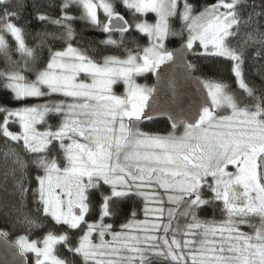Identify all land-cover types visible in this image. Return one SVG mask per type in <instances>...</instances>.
I'll list each match as a JSON object with an SVG mask.
<instances>
[{
    "label": "snow or ice",
    "instance_id": "obj_1",
    "mask_svg": "<svg viewBox=\"0 0 264 264\" xmlns=\"http://www.w3.org/2000/svg\"><path fill=\"white\" fill-rule=\"evenodd\" d=\"M120 3L135 23L116 10L114 0H62L57 18L37 10L34 19L55 29L45 27L30 47L24 28L14 22L22 18L24 0H0V55L8 64L0 71V89L16 102L47 98L31 106L0 105L4 182L11 177V195L18 200L10 208L17 213L14 224L24 229L12 244L14 264H27L29 254L34 264H264V87L250 85L244 76L249 47L256 48L254 59L264 58L259 23L264 3L216 0L199 12L189 0H183L182 8L178 0ZM72 7L80 10L79 16L69 14ZM33 8H39L35 0ZM147 13L155 14V23L139 19ZM177 15L179 32L170 26ZM76 19L102 31L105 47L124 46L125 57L103 56L101 62L90 55V47L74 45ZM242 27L244 38L235 46L231 40ZM132 29L147 36V46L126 45ZM184 32L181 46L169 50L165 41ZM9 36L19 60L12 57ZM57 41L63 46L53 47ZM196 42L202 51L194 50ZM189 52L209 63L230 61L239 94L221 80L192 76L199 68L185 60ZM177 68L196 85L194 92L179 91L168 77ZM149 72L172 93L164 107L153 97L159 95L155 87L136 83L135 77ZM119 82L123 95L113 92ZM50 115L59 124L39 130ZM155 116L168 117L167 134L141 129ZM12 123L18 132L9 130ZM21 144L24 155L13 147ZM29 167L37 170L31 189ZM29 190L36 212L65 231L29 238L44 225L23 210ZM94 193H99L98 218L89 221ZM132 196L143 199L145 219H131L113 231L105 219L118 214ZM210 205L220 207L223 219L199 216ZM68 230L82 233L75 244ZM9 235L0 230L5 243ZM58 246L66 256L58 254Z\"/></svg>",
    "mask_w": 264,
    "mask_h": 264
},
{
    "label": "trees",
    "instance_id": "obj_2",
    "mask_svg": "<svg viewBox=\"0 0 264 264\" xmlns=\"http://www.w3.org/2000/svg\"><path fill=\"white\" fill-rule=\"evenodd\" d=\"M26 7L23 10L22 18L19 20H15L19 26H22L25 31V40L28 46L33 47L38 43L37 33L42 31L45 27H47L48 31H52L55 29L54 25H44L34 19L35 11L39 10L44 12L53 18H57L60 15V4L62 0H35V2L39 5L38 9L33 8V0H24ZM116 5V10L121 14L125 15V11L123 7H121L120 0H114ZM190 3L196 5V12H199L205 5L215 3L216 0H189ZM253 0H248V3L251 4ZM179 3L182 4L183 0H179ZM256 4L264 3V0H255ZM69 14L74 16H79L80 12L76 7H72L67 10ZM247 9H245V12ZM259 23L261 25L262 30H264V16L259 18ZM73 28L76 33V41H74V45L79 42L80 46L90 47V55H93L95 59L102 62L103 56H118L120 58H124L125 48L121 46L120 48L115 47H105L100 43L101 40L106 38V35L97 28L92 27L86 22L82 20L76 19L72 22ZM173 31H176L175 25L172 27ZM241 30H245L243 27ZM113 38L119 39V33H113ZM126 45L135 49L137 45L142 44V40L137 37V35L133 32L126 34ZM9 42L10 50L13 59L19 60V55L15 52V43L11 39V37H6ZM183 40L178 36H172L168 38L166 41V47L169 50H173L181 46ZM63 44L60 41H57L53 47L60 48ZM256 51L255 47H249L246 52V60L244 64V76L246 81L250 85H255L257 88L264 87V58L254 59L253 53ZM192 54V53H191ZM191 54L188 53V56L191 57ZM193 55V54H192ZM47 57V49L44 50V59ZM188 57L189 63L196 64L199 68V71L193 72L196 76H206L214 79L221 80L226 82L229 85L231 91L239 94L240 89L238 88L235 78L231 72V62L223 59H218L213 63H209L205 60V58L197 56L194 60H191ZM8 68V64L3 57L0 55V71L6 70ZM29 79H33L34 76L31 73L26 74ZM47 98L41 99H27L21 102H16L11 98V94L5 92L3 89H0V105H5L9 108H16L22 106H31L40 103L46 102ZM47 125H38V129L43 131L45 127L51 126L53 129L59 124L60 120L58 117L50 115L47 118ZM3 122V113H0V123ZM141 129L145 132H153V133H167L170 131L167 123L162 120H153L149 122H145L140 125ZM9 130L13 132H18L19 127L18 124L12 123L9 125ZM10 143V142H9ZM13 147H18L21 152V155H24L22 150V144L20 146L13 145ZM6 149L5 139L0 136V230H4L10 233L7 240L13 242L17 235L24 234V229L16 226L14 224V220L16 218L17 213L11 210L10 205L15 203L18 200V197H14L11 195L12 192V180L11 177L8 178L7 183L4 182V172L6 171V167L4 165L3 160V152ZM10 167V163L8 165ZM37 170L34 167H29L28 169V180L31 181L30 189L35 188V175ZM27 186V182H26ZM104 190V189H103ZM107 192L108 190H104ZM205 198L208 197L207 194L204 193ZM92 200L95 205L94 211L92 213V218L87 217L89 221L98 218V205H99V193H94L92 195ZM3 205H8L9 207H2ZM143 202L141 199H134L133 197L125 199L120 205V210L118 214H116L112 218H106L105 222L112 224V230L118 231L121 229V225L127 223L131 219H135L137 221L141 220V216L143 213ZM23 210L30 214L33 217H39L44 221L43 227L39 229H35L30 234V237L33 239L42 238L47 231L53 230L56 232H63L66 229L60 226H53L50 218H43L42 215L36 212V205L33 202L32 192H29L26 195L24 200ZM135 212V216H132V213ZM214 213H218L215 206H206L202 208L199 212V215L208 219L211 216L213 217ZM70 241L75 244L76 240L79 238L81 233H69ZM29 237V238H30ZM58 254L61 256H66L67 252L63 246H58Z\"/></svg>",
    "mask_w": 264,
    "mask_h": 264
},
{
    "label": "rangeland",
    "instance_id": "obj_3",
    "mask_svg": "<svg viewBox=\"0 0 264 264\" xmlns=\"http://www.w3.org/2000/svg\"><path fill=\"white\" fill-rule=\"evenodd\" d=\"M178 2H179V0H178ZM121 4V3H120ZM121 7H123L122 6V4H121ZM179 7L180 8H182L183 7V3L182 4H180L179 3ZM78 9V8H77ZM123 9H124V11H125V15H123L124 17H125V19L126 20H128L130 23H135V20H134V18H133V16H132V13L131 12H129L126 8H124L123 7ZM79 10V9H78ZM79 12H80V10H79ZM98 18L99 19H101V20H104L105 19V17H104V15H103V12H102V10H98ZM139 19H141V20H145V21H147L148 23H155V19H156V17H155V14L154 13H147V14H145L144 16H141V17H139ZM83 21V20H82ZM83 22H86V21H83ZM87 23V22H86ZM175 25V29H176V31L177 32H179V31H181V22H180V20H179V15H177L176 17H172V18H170V26H171V28L173 27ZM135 33L136 35H137V37L138 38H140L141 40H142V44L140 45V48H143V47H145V46H147L148 45V38H147V36H145V35H142V34H140V33H138V32H136L134 29H132V30H130V33ZM244 33H245V30H241V32H240V35L239 36H237L235 39H233V40H231V43L233 44V45H235V46H238V41H241L243 38H244ZM172 36H170L169 38H171ZM175 37H177V36H175ZM180 39H182L183 40V42H184V40L186 39V37H187V33L186 32H184L183 33V35L182 36H178ZM168 40V39H167ZM166 40V41H167ZM166 41H165V44H166ZM194 50L195 51H202V49H200L199 48V46H198V42H196V44H194ZM190 53V52H189ZM191 54V53H190ZM189 57V56H188ZM197 56L196 55H192L191 54V57H189L191 60H194L195 58H196ZM192 58H194V59H192ZM151 75H152V73L151 72H149ZM149 73H144L143 75H140V76H137V77H135V80H136V83H138V84H140V85H146V86H148V87H152V85H150V79L148 78V75H149ZM124 84H123V82H119V83H117L116 85H114L113 86V92L116 94V95H123L124 94ZM145 123V122H144ZM170 129V128H169ZM171 130V129H170ZM180 131H182V128L180 129ZM149 133V132H148ZM150 133H153V132H150ZM161 134H167V133H161ZM104 190H108L107 189V187L105 186L104 188H103ZM205 194H207L208 196L210 195L209 193H207V192H205ZM134 199H136V198H138V199H141V201L143 202V206H144V201H143V199L142 198H140V197H137V196H132ZM215 208H216V210H217V212L218 213H214V215H213V217L211 216V218L209 217L208 219H215V220H221V219H223V214H222V212H221V210H220V207L218 206V205H215ZM78 211V210H77ZM200 216V215H199ZM88 217H93L92 215H90V216H88ZM201 217V216H200ZM202 218V217H201ZM145 219V215H144V212L142 213V216H141V220L140 221H143ZM202 219H204V218H202ZM61 227V226H60ZM242 230L243 231H245V232H251L252 231V229H250V228H248V227H246V226H242ZM69 231V233L71 234V233H81L79 230H76V231H72V230H68ZM118 231H121V229L120 230H118ZM117 231V232H118ZM82 234V233H81ZM94 240L96 239L95 238V234H94ZM30 239H33V238H31L30 237ZM105 239L106 240H110L111 239V237L110 236H106L105 237ZM10 242V241H9ZM11 243H13V242H11ZM60 255V254H59ZM33 255L32 254H29L27 257H29V258H31ZM34 264V263H33Z\"/></svg>",
    "mask_w": 264,
    "mask_h": 264
},
{
    "label": "water",
    "instance_id": "obj_4",
    "mask_svg": "<svg viewBox=\"0 0 264 264\" xmlns=\"http://www.w3.org/2000/svg\"><path fill=\"white\" fill-rule=\"evenodd\" d=\"M180 47V46H179ZM178 47V48H179ZM185 60L189 63L188 60V53L185 55ZM167 67V66H162ZM192 76H195L191 73ZM168 77L171 78L176 86V88L183 92H194L196 90V85L191 82V80L183 79V69L177 68L172 73H168ZM159 91V95L157 93L153 94V97L158 101V103L164 107L167 101L171 100L172 93L169 89L166 88V82L164 80L158 79L155 75L153 77V86ZM153 120H162L167 123V126L171 129L170 122L167 116H155L152 120H145V121H153ZM13 243L7 240L5 243V239L0 237V264H14L12 253L15 251L14 247L12 246ZM34 260V256H33ZM27 264L29 263L27 257Z\"/></svg>",
    "mask_w": 264,
    "mask_h": 264
},
{
    "label": "flooded vegetation",
    "instance_id": "obj_5",
    "mask_svg": "<svg viewBox=\"0 0 264 264\" xmlns=\"http://www.w3.org/2000/svg\"><path fill=\"white\" fill-rule=\"evenodd\" d=\"M193 73V72H192ZM194 74V73H193ZM195 75V74H194ZM196 76V75H195ZM153 77H154V75L152 74H150L149 73V75H148V78L150 79V85H152L153 86ZM144 122H149V121H144ZM28 260H29V263L30 264H33L34 263V260H33V256L31 257V258H29L28 257Z\"/></svg>",
    "mask_w": 264,
    "mask_h": 264
}]
</instances>
